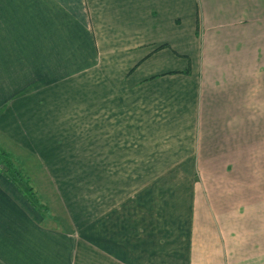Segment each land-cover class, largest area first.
I'll list each match as a JSON object with an SVG mask.
<instances>
[{"label": "crops", "instance_id": "crops-1", "mask_svg": "<svg viewBox=\"0 0 264 264\" xmlns=\"http://www.w3.org/2000/svg\"><path fill=\"white\" fill-rule=\"evenodd\" d=\"M200 2L0 0V50L37 66L67 21L84 42L43 79L15 82L0 61L2 140L36 158L68 214L19 208L0 176V225L18 229L9 262L73 264V248L49 246L58 234L88 264H264L262 19L232 18L240 0H220L225 14Z\"/></svg>", "mask_w": 264, "mask_h": 264}, {"label": "rangeland", "instance_id": "rangeland-1", "mask_svg": "<svg viewBox=\"0 0 264 264\" xmlns=\"http://www.w3.org/2000/svg\"><path fill=\"white\" fill-rule=\"evenodd\" d=\"M204 1L205 0H202V4L200 2V7L204 5ZM207 1H208V11H211V13L212 12H221V13L225 14L226 11L229 10L227 4H224V5L222 4L224 6V7H222V9H219V10L215 9L220 0H207ZM241 8L249 9V14L253 12L252 15H255L256 17H258L259 20L262 19V20H260V22L253 23L254 27L252 28L253 29L252 35H256V38H254V39H256L257 43H264V0H240L238 8H236L235 10L230 12L232 14V18L237 19V16H238ZM48 13L50 14L52 12H48ZM245 17H247V15H245ZM52 18L53 17L49 16V21ZM59 23L63 24V26H64L62 33L60 35H56V36H58L60 43L53 44L51 42L53 40H51L49 38L46 41L41 42V44L37 45V47H38V49H37L38 54L37 55H34V56L31 55L32 56V62L33 63L38 62L37 66H35L34 64H31V62L29 61L30 56L20 55L21 52L19 50H15L14 53H10V54L7 53L8 52L7 50L6 51L0 50V61L2 64H3V62L6 63L9 59L11 60V63H10L11 64V72L13 69L15 70V75H13V78L11 76L13 81H15V82L22 81L23 78H26V76L31 74V73H33L34 78L37 79V77H38L39 79H41V78L43 79L42 76L45 73H47V75H48L49 73L60 72L61 69L57 70L58 67L65 69V71L67 68H72V67H70L71 66L70 56H73L75 54L76 50L79 49V47H80V49L82 47H84V42L83 43L79 42L80 35H79V33H76V29L71 26V23H73L72 21L66 22L67 23L66 28H65V22H63V23L59 22ZM73 24L76 25V23H73ZM64 30H67L69 32V35L66 36V34L64 33ZM62 35H64L65 39L62 37ZM245 36L247 37V35H245ZM44 44L46 46V49L44 48ZM10 52H12V51H10ZM12 58L15 60L14 63H12ZM56 75H58V74L52 75V77H55ZM0 142L4 143L7 147H10L11 149H13L16 154H19V157H16L15 159H13V157L11 155V157L15 163V168H18L21 171L22 181H24L26 178L29 180V183L32 184V186H34L37 200L41 201V199L44 197V194L46 196H49V197H45V200H44L46 205H48L47 211H50V212H48L49 216L58 215V216H62L66 220V218H68L67 211L65 210V208H63V206L59 202V199L55 195V191H54V188L52 186V183H51V181L48 180L49 177L47 175H45L46 173L44 172V170L42 171L43 168L41 167L39 162L36 160V158L34 156H29L28 154H26L23 151L17 150L18 147L16 145L12 144L11 142H8L6 140L3 141L1 135H0ZM7 151H10V149H8ZM1 169H2V167L0 166V170ZM0 176H2L4 179L10 181L2 173H0ZM13 187L18 189L16 187V184H13ZM11 188L12 187H10L9 185H4V187H3V190L5 192H7L5 194L9 197H11L10 196L11 195L10 194ZM15 201H16L15 203L18 205V207L23 208L24 210L26 209L25 203H28L30 205V203L26 200V198L24 199V197L23 198L22 197L17 198V199H15ZM18 207L14 205L12 207V210L15 209V210L20 212ZM32 209H34V208L32 207ZM34 210L35 211L33 212V214L40 219L41 214L36 209H34ZM51 212H53V213H51ZM55 222H57V221H55ZM57 225L59 226L60 224L57 222ZM12 226H13V224L9 223L8 221H5V222L1 223V225H0V240L3 241V245H0V264H13V262H9V261H11V254H13V256H20L19 246L14 245L15 247L13 249H10V251L7 250L8 246H5L7 244V240L11 241L10 244H13V242L17 241V238H16L17 236H15V233L18 232V229H10ZM60 230H61V232L65 231V229H60ZM8 231H10L9 234H8ZM66 232L69 233V231H66ZM51 234H54V233H51ZM80 234H81V236L86 237V235H87L86 228L81 230ZM58 236H59L58 234L54 235V239L52 240L51 243H49V246H54V247L58 246L61 248V245H67V247L73 248V252L69 251L70 254L73 253V257H74L73 264H88V261L86 259V257H87L86 245L84 246L85 250L83 251V253H85V255L83 257H81V254H80L81 250H77V248H75L76 247V240H77L76 236L74 238L73 237L66 238V237H58ZM56 237H58V238H56ZM60 248L58 249V251L60 250ZM58 259L63 260L64 262L66 261V259L64 257H58ZM13 260H15V259H13ZM44 263H46V262H44ZM48 264H64V263H61L57 260H54L52 262L49 261ZM66 264H72V263L70 261H67Z\"/></svg>", "mask_w": 264, "mask_h": 264}, {"label": "trees", "instance_id": "trees-1", "mask_svg": "<svg viewBox=\"0 0 264 264\" xmlns=\"http://www.w3.org/2000/svg\"><path fill=\"white\" fill-rule=\"evenodd\" d=\"M0 166L2 167L0 173L5 175L13 184H16L18 190L25 195L34 209H36L41 215L48 210L45 204L40 203L39 200H37L34 187L29 184V181H22L21 171L18 168H15V163L11 154L1 145Z\"/></svg>", "mask_w": 264, "mask_h": 264}]
</instances>
